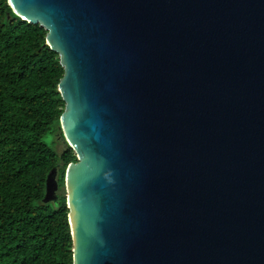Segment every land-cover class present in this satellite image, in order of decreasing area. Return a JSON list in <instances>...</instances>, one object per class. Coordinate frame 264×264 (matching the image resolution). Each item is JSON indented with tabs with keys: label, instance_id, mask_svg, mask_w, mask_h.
I'll return each mask as SVG.
<instances>
[{
	"label": "water",
	"instance_id": "95a60500",
	"mask_svg": "<svg viewBox=\"0 0 264 264\" xmlns=\"http://www.w3.org/2000/svg\"><path fill=\"white\" fill-rule=\"evenodd\" d=\"M8 3L63 68L73 264H264V0Z\"/></svg>",
	"mask_w": 264,
	"mask_h": 264
},
{
	"label": "trees",
	"instance_id": "16d2710c",
	"mask_svg": "<svg viewBox=\"0 0 264 264\" xmlns=\"http://www.w3.org/2000/svg\"><path fill=\"white\" fill-rule=\"evenodd\" d=\"M46 30L0 0V264H73L64 186L63 68ZM46 139V140H45ZM56 167V200H44Z\"/></svg>",
	"mask_w": 264,
	"mask_h": 264
},
{
	"label": "rangeland",
	"instance_id": "374dc122",
	"mask_svg": "<svg viewBox=\"0 0 264 264\" xmlns=\"http://www.w3.org/2000/svg\"><path fill=\"white\" fill-rule=\"evenodd\" d=\"M46 140V139H45Z\"/></svg>",
	"mask_w": 264,
	"mask_h": 264
}]
</instances>
